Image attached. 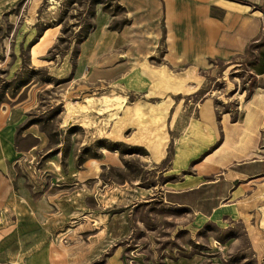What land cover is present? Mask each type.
Listing matches in <instances>:
<instances>
[{
    "label": "rangeland",
    "instance_id": "rangeland-1",
    "mask_svg": "<svg viewBox=\"0 0 264 264\" xmlns=\"http://www.w3.org/2000/svg\"><path fill=\"white\" fill-rule=\"evenodd\" d=\"M133 9L0 0V264H264L254 186L206 218L162 196L259 87L264 22L243 54L179 56Z\"/></svg>",
    "mask_w": 264,
    "mask_h": 264
},
{
    "label": "crops",
    "instance_id": "crops-1",
    "mask_svg": "<svg viewBox=\"0 0 264 264\" xmlns=\"http://www.w3.org/2000/svg\"><path fill=\"white\" fill-rule=\"evenodd\" d=\"M121 2L130 14L133 7L147 10L146 18H150L151 23L157 19L155 11L161 9L167 28L166 38L175 42L179 56L182 53L185 55L189 48L195 57L243 54L250 43L261 35L264 22V0ZM148 9L152 11L149 13ZM217 13L221 14L219 18ZM97 31L95 27L81 44L80 59L87 53L93 37L105 39ZM256 77L259 87L241 104L236 118L233 119L229 113L221 118L222 140L218 145L214 139L215 129L209 124L208 135L204 133V139H209V142L200 141L199 144L203 149L202 156L208 154L193 164V174L177 179L164 190L162 196L166 204L187 208L206 218L224 206L217 201L234 203L242 187L254 186L251 200L259 202L264 199V184L260 182L264 179V71ZM255 216L264 220V204L258 205ZM40 260L41 255L36 254L33 258L31 255L25 264H40Z\"/></svg>",
    "mask_w": 264,
    "mask_h": 264
},
{
    "label": "trees",
    "instance_id": "trees-1",
    "mask_svg": "<svg viewBox=\"0 0 264 264\" xmlns=\"http://www.w3.org/2000/svg\"><path fill=\"white\" fill-rule=\"evenodd\" d=\"M114 1H117V0H114ZM98 4H103V2H95V5H98ZM107 9L106 7H104V10ZM107 11V10H105ZM91 17L94 19L95 18V13L92 12L91 13ZM95 29V25L94 24H91L88 26V28L85 29V31H83V34L81 35V38H80V42H79V46H81V44H83L87 38L89 37V35L94 31ZM111 30L115 31L117 30V28H110ZM80 55V50H78L76 52V57H79Z\"/></svg>",
    "mask_w": 264,
    "mask_h": 264
}]
</instances>
